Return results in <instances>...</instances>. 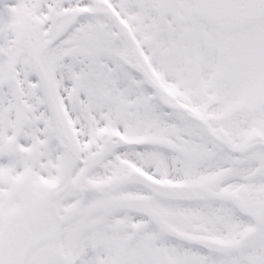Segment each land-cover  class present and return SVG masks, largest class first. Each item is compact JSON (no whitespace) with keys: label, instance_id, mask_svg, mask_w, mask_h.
<instances>
[{"label":"snow or ice","instance_id":"1","mask_svg":"<svg viewBox=\"0 0 264 264\" xmlns=\"http://www.w3.org/2000/svg\"><path fill=\"white\" fill-rule=\"evenodd\" d=\"M0 264H264V0H0Z\"/></svg>","mask_w":264,"mask_h":264}]
</instances>
